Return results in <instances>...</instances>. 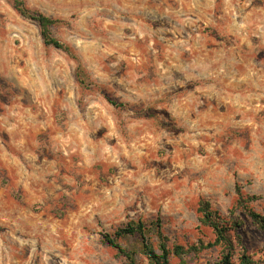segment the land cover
Here are the masks:
<instances>
[{
  "label": "rangeland",
  "instance_id": "374dc122",
  "mask_svg": "<svg viewBox=\"0 0 264 264\" xmlns=\"http://www.w3.org/2000/svg\"><path fill=\"white\" fill-rule=\"evenodd\" d=\"M24 2L67 23L53 34L99 89L0 0V264H124L102 236L138 220L160 221L169 246L210 242L198 201L228 215L235 185L263 209L264 0ZM237 215L264 264L263 235Z\"/></svg>",
  "mask_w": 264,
  "mask_h": 264
},
{
  "label": "trees",
  "instance_id": "16d2710c",
  "mask_svg": "<svg viewBox=\"0 0 264 264\" xmlns=\"http://www.w3.org/2000/svg\"><path fill=\"white\" fill-rule=\"evenodd\" d=\"M14 10L23 18L33 21L39 29L42 43L45 47H51L64 53L75 63L74 79L78 86L84 90L99 89L86 69L82 65L74 49L58 40L53 30L66 25L63 20L50 18L37 10H31L24 0H9ZM4 81L0 78V87ZM107 103L115 108L130 109L125 103H121L108 96L104 97ZM236 200L228 210V215L220 214L214 209L205 198H200L197 204L196 213L201 226L209 228L213 234V240L204 243L198 240L196 244L182 246L179 244L168 245V238L162 232L160 221H130L124 226L117 228L111 234H104L102 242L111 247L117 256L124 260V264H141L136 260V255L141 254L146 259V264H171L170 257L174 256L184 262L183 257L189 254L198 255L204 250L216 248L218 253L215 261L206 264H260L259 260L253 259L248 253L242 237L243 221L237 215L241 212L248 217L251 225L264 237V207L261 211H256L250 204L262 197L256 195H246L241 192V188L235 185ZM130 237L135 240L138 248L129 250L119 243L120 238ZM264 255V244L262 247Z\"/></svg>",
  "mask_w": 264,
  "mask_h": 264
}]
</instances>
